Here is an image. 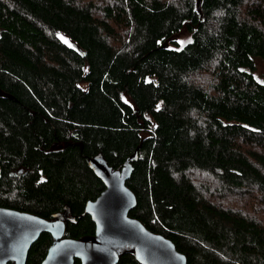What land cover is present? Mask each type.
I'll use <instances>...</instances> for the list:
<instances>
[{"label": "trees", "instance_id": "obj_1", "mask_svg": "<svg viewBox=\"0 0 264 264\" xmlns=\"http://www.w3.org/2000/svg\"><path fill=\"white\" fill-rule=\"evenodd\" d=\"M182 29L187 41L164 46ZM254 58L264 0H0V206L65 213V236L91 238L99 154L130 163L129 215L186 264H264ZM50 242L41 233L25 264ZM116 264L139 263L125 252Z\"/></svg>", "mask_w": 264, "mask_h": 264}, {"label": "water", "instance_id": "obj_2", "mask_svg": "<svg viewBox=\"0 0 264 264\" xmlns=\"http://www.w3.org/2000/svg\"><path fill=\"white\" fill-rule=\"evenodd\" d=\"M88 166L103 184L83 209L94 225L93 236H65V213L47 219L0 207V264H25L30 246L41 233H48L51 242L39 264H74L75 259L79 264H116L125 252H132L139 264H186L185 255L171 240L129 215L136 205L134 193L125 184L132 171L130 163L112 169L98 154Z\"/></svg>", "mask_w": 264, "mask_h": 264}, {"label": "rangeland", "instance_id": "obj_3", "mask_svg": "<svg viewBox=\"0 0 264 264\" xmlns=\"http://www.w3.org/2000/svg\"><path fill=\"white\" fill-rule=\"evenodd\" d=\"M59 37L67 44L72 45L70 40L62 34H59ZM189 38V34L185 30H180L178 33L173 35L171 38L163 42L164 46L175 47L181 46ZM254 68L251 73L254 78L259 82H264V61L259 58L253 59Z\"/></svg>", "mask_w": 264, "mask_h": 264}, {"label": "flooded vegetation", "instance_id": "obj_4", "mask_svg": "<svg viewBox=\"0 0 264 264\" xmlns=\"http://www.w3.org/2000/svg\"><path fill=\"white\" fill-rule=\"evenodd\" d=\"M0 207H5V206H0ZM7 208H10V207H7ZM11 209H14V208H11ZM15 210H17V209H15ZM47 219H49V218H47Z\"/></svg>", "mask_w": 264, "mask_h": 264}, {"label": "snow or ice", "instance_id": "obj_5", "mask_svg": "<svg viewBox=\"0 0 264 264\" xmlns=\"http://www.w3.org/2000/svg\"><path fill=\"white\" fill-rule=\"evenodd\" d=\"M190 42V41H189Z\"/></svg>", "mask_w": 264, "mask_h": 264}]
</instances>
